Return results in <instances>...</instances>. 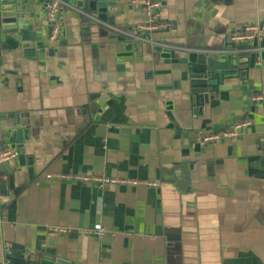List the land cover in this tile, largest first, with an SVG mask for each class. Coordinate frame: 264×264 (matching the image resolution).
I'll use <instances>...</instances> for the list:
<instances>
[{"label": "crops", "instance_id": "obj_1", "mask_svg": "<svg viewBox=\"0 0 264 264\" xmlns=\"http://www.w3.org/2000/svg\"><path fill=\"white\" fill-rule=\"evenodd\" d=\"M113 1L107 16L118 30L145 22L134 0ZM156 1L169 28L148 38L224 53L244 80L192 105L160 89L176 76L145 44L134 50L102 26L91 34L80 3L60 10L51 42L43 1L27 0L38 24L18 47L8 40L0 60V149L18 132L24 146L22 161L0 171V190L12 188L0 204V252L33 249L63 228L76 264H264V94L253 99L264 89V60L252 73L249 43L230 41L264 24V0ZM242 118L250 127L239 138L199 145ZM82 176L139 184L101 188L74 179ZM97 226L100 237L78 233Z\"/></svg>", "mask_w": 264, "mask_h": 264}, {"label": "water", "instance_id": "obj_2", "mask_svg": "<svg viewBox=\"0 0 264 264\" xmlns=\"http://www.w3.org/2000/svg\"><path fill=\"white\" fill-rule=\"evenodd\" d=\"M38 1V0H34ZM74 9L77 5H82L81 13L91 16L95 21L103 23H112V18H108V14L116 7L113 0H64ZM27 0H0V60L7 63V42L8 40L17 45L21 39L27 40L31 38L33 24L37 26V18L35 23L29 19L30 8L25 6ZM45 4L43 7L45 8ZM94 21V20H93ZM112 25V24H110ZM263 25V24H261ZM101 26L97 22H89V32L92 34L98 31ZM132 48L138 50L143 44L133 42ZM30 48V42H25L19 46L20 50ZM251 52L249 53V69L254 71L255 63L258 59L264 60V38L261 40L254 39L249 43ZM145 53L157 59L159 66H171L172 69L166 73L169 76H176V79L170 86L160 89L176 90L179 94L191 96L192 105L202 104L208 96L218 94V92L229 91L230 88L236 87L239 81L244 80L245 73L236 71V64H233L231 57L224 53H192L184 52L183 57L179 58L177 49L169 47L165 42H158V45L145 44ZM15 56H20L16 55ZM234 65V67H233ZM245 120V118H242ZM240 119H237L239 121ZM235 121V122H237ZM8 138V134L4 132L1 141L4 142ZM22 132L17 133L14 142L11 140L9 146H4L0 152L11 148L18 151L19 160L22 161L23 154L21 150ZM260 150L264 152V141L260 142ZM7 164L0 166L2 171ZM12 188H4V192L0 190V204L5 205L9 202L6 195ZM6 195V196H5ZM51 236L45 242H41L39 246L33 249H25L20 246H12L0 252V264H76L73 259L68 257L66 249V235L59 232H50Z\"/></svg>", "mask_w": 264, "mask_h": 264}, {"label": "built area", "instance_id": "obj_3", "mask_svg": "<svg viewBox=\"0 0 264 264\" xmlns=\"http://www.w3.org/2000/svg\"><path fill=\"white\" fill-rule=\"evenodd\" d=\"M42 1L43 4L46 5L44 8V21L48 27L49 39L51 42H54L55 40L58 39L63 25L59 18V12L62 8L69 7V5L64 0H42ZM134 4L142 8L145 16V22L141 24H137L133 28V30L129 32L118 30L113 25H110L108 23L95 21V19H93L91 16L86 15L84 13L79 12V14L82 15L88 22L90 21L97 22L103 28H106L109 31L120 33L132 42L149 44L153 46L158 45V42L151 40L150 38H148V36L153 32L164 31L169 28L167 24L161 23L160 20L161 4L156 0H134ZM262 38H264V24L259 25L258 23H256L255 25L248 27L242 34L232 35L230 41L233 44L237 45L238 43L241 42L250 43L254 39L261 40ZM184 52L199 53V51H188V50ZM234 52L237 53L239 51L236 50ZM262 94H264V89L261 91L259 95L255 96L253 99H256V101L262 100V96H261ZM249 127H250V123L248 121L240 120L232 123V125L227 129H223L221 131H215L198 138V143L202 147H207L209 145H214L227 140H234L239 138L244 131L249 129ZM18 154H19L18 151H16L14 148L13 149L8 148L1 151L0 166L15 160L18 157ZM51 177L52 176H47V178H51ZM56 177L64 178L58 176ZM74 179L82 182L95 183L97 186L101 188L109 185L136 186L139 184L138 182L111 180L107 178H98V177L90 178L88 176L75 177ZM147 186L156 187L155 184H147ZM52 230L53 231L50 232H59L64 235H66V233L67 234L70 233V229L53 228ZM78 233L83 236L100 237L103 234V228L97 226L94 230H84V231H79Z\"/></svg>", "mask_w": 264, "mask_h": 264}]
</instances>
